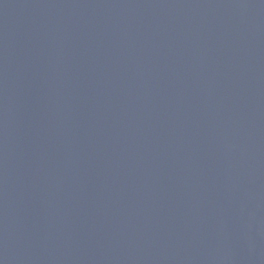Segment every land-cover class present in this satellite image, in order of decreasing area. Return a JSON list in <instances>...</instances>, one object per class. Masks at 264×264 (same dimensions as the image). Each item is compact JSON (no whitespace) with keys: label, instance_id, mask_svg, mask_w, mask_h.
<instances>
[{"label":"water","instance_id":"water-1","mask_svg":"<svg viewBox=\"0 0 264 264\" xmlns=\"http://www.w3.org/2000/svg\"><path fill=\"white\" fill-rule=\"evenodd\" d=\"M0 264H264V0H0Z\"/></svg>","mask_w":264,"mask_h":264}]
</instances>
